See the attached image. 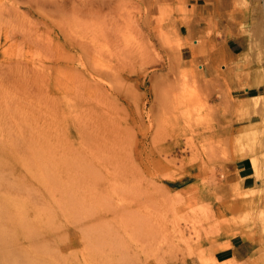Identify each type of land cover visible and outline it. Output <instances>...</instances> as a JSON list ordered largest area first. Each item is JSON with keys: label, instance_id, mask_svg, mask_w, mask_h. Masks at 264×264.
<instances>
[{"label": "rangeland", "instance_id": "374dc122", "mask_svg": "<svg viewBox=\"0 0 264 264\" xmlns=\"http://www.w3.org/2000/svg\"><path fill=\"white\" fill-rule=\"evenodd\" d=\"M60 1L0 0V145L74 165L60 172L69 196L47 195L19 163L1 170L5 183L26 181L2 195L50 209L60 228H34L39 248L20 240L29 262L214 264L235 234L264 242V0ZM205 1L247 37L242 76L256 89L245 100L181 60L188 8ZM244 151L261 163L247 190L235 169ZM70 199L86 213L66 216ZM98 223L107 234L90 231Z\"/></svg>", "mask_w": 264, "mask_h": 264}, {"label": "crops", "instance_id": "0c3cea01", "mask_svg": "<svg viewBox=\"0 0 264 264\" xmlns=\"http://www.w3.org/2000/svg\"><path fill=\"white\" fill-rule=\"evenodd\" d=\"M216 1L191 3L190 27L181 31L184 41L181 51V60L185 66L195 64L197 74L205 80H214L223 84V78L230 80L231 87L243 90L238 94L239 100L247 99L248 92L256 89L255 86H245L247 76L242 73L251 72V66L244 64L247 53V37L234 32L232 26L218 20L217 10L220 9ZM211 29V33H209ZM233 31L232 35L228 32ZM241 62H243L241 64ZM249 77V76H248ZM235 169L242 189L253 188L255 180L252 177V168L249 160L239 159ZM257 233L258 230H253ZM260 236L244 237L235 234L224 240L216 249L213 257L214 264H264V242Z\"/></svg>", "mask_w": 264, "mask_h": 264}, {"label": "bare ground", "instance_id": "6f19581e", "mask_svg": "<svg viewBox=\"0 0 264 264\" xmlns=\"http://www.w3.org/2000/svg\"><path fill=\"white\" fill-rule=\"evenodd\" d=\"M7 1V0H5ZM60 1V0H59ZM85 1V0H84ZM90 1V0H89ZM102 1L101 8H104V6L109 5L111 0H100ZM99 1V2H100ZM120 1V0H119ZM12 2V1H11ZM61 2V1H60ZM59 2V3H60ZM64 2V1H63ZM83 2V1H82ZM93 2V0H92ZM118 2V1H117ZM17 3V2H16ZM28 3V2H27ZM37 3V2H36ZM42 3V2H41ZM84 3V2H83ZM94 3V2H93ZM98 3V2H97ZM112 3V2H111ZM14 4V3H13ZM79 4V3H78ZM49 4H47L48 6ZM56 5V4H55ZM61 5V4H60ZM80 5V4H79ZM97 5V4H96ZM40 6V5H39ZM43 6V4H42ZM42 6H40L42 8ZM50 6V5H49ZM53 6V5H51ZM94 7V4L91 5ZM13 7V6H12ZM46 7V5H45ZM59 7V5H58ZM75 7V6H74ZM83 7V6H82ZM98 8V5L96 6ZM109 7V6H108ZM60 8V7H59ZM92 8V7H91ZM17 9V8H16ZM76 9V7H75ZM85 9V8H84ZM88 9V7H87ZM86 9V10H87ZM80 10V9H79ZM83 10V9H82ZM84 10V11H86ZM103 10V9H102ZM90 11V9H89ZM75 12V11H74ZM82 11H80L81 13ZM101 12V11H99ZM119 12V11H118ZM7 13V12H6ZM74 14V13H73ZM85 14V13H84ZM91 14V13H90ZM102 14V13H101ZM77 15V14H76ZM88 16V15H87ZM83 17V16H82ZM85 18V17H84ZM93 19V18H92ZM91 19V20H92ZM86 20V19H85ZM76 21V20H75ZM81 24V23H80ZM78 25V24H77ZM90 25V24H89ZM96 25V24H95ZM94 25V26H95ZM8 34V33H7ZM84 35V34H83ZM83 43V42H82ZM77 45V44H76ZM78 47V46H76ZM81 47V46H80ZM80 60V59H79ZM91 63V62H90ZM253 99H257V96L252 97ZM25 117V116H24ZM27 119V118H26ZM28 120V119H27ZM31 129V128H30ZM32 130V129H31ZM7 131V130H6ZM34 131V130H33ZM35 132V131H34ZM42 132V131H40ZM36 134V133H35ZM32 135V134H31ZM37 135V134H36ZM33 137V136H32ZM37 137V136H36ZM36 140V139H35ZM38 140V139H37ZM6 142V141H5ZM28 142V141H26ZM40 142V141H39ZM3 143V142H2ZM93 143V142H92ZM97 143V142H96ZM18 144V142H17ZM44 144V143H43ZM95 144V143H94ZM106 144V143H105ZM14 145V144H13ZM26 145V144H25ZM24 145V146H25ZM31 145V144H30ZM15 146V145H14ZM19 146V145H17ZM20 147V146H19ZM5 148V147H4ZM3 146L0 145V188L1 186L6 187L11 192L16 193L17 189H21L22 186L25 185V177L23 178H17L12 184L5 183L4 176L1 174V170L8 166L10 163H19L22 165L28 172L31 177H33L38 183L43 185L46 188L47 195L51 196L53 191L55 189L62 190V192L66 195H68L69 191L66 187H61L59 184L60 182V172H62L64 169H68L70 166H74L72 163H60V164H50L49 159L47 155L39 151V149H36L32 152H30L25 157H19L14 153H10V151L4 149ZM39 148V147H38ZM45 148V147H44ZM12 149V148H11ZM23 149V148H18ZM26 149V148H25ZM49 149V148H48ZM29 150V148H28ZM52 150V149H51ZM110 150V149H108ZM107 150V151H108ZM252 150V149H251ZM24 151V150H23ZM46 152V151H45ZM48 152V151H47ZM46 152V153H47ZM54 152V151H53ZM27 153V152H26ZM93 153V152H92ZM95 153V152H94ZM93 153V154H94ZM52 154V153H51ZM22 155V154H21ZM20 155V156H21ZM25 155V152L24 154ZM100 156V155H98ZM57 157V156H56ZM242 157H246L250 160L251 168L253 169V175L259 176L261 173V163L257 156L254 155L252 151H244L242 153ZM73 158V157H72ZM75 158V157H74ZM97 158V157H96ZM83 159V158H82ZM112 159V158H111ZM62 160V159H60ZM76 160V159H75ZM55 161V160H54ZM53 161V162H54ZM59 161V159H58ZM78 161V160H77ZM80 161V159H79ZM65 162V161H64ZM78 163V162H77ZM84 162L82 161V164ZM109 163V162H108ZM10 164V165H11ZM85 164V163H84ZM111 164V163H110ZM90 166L93 167L91 164ZM89 166V168H90ZM11 167V166H10ZM76 167H78L76 165ZM88 168V167H87ZM9 169V168H8ZM84 169V168H83ZM94 169V168H93ZM77 170V169H76ZM5 171V170H4ZM68 171V170H67ZM89 171H93L92 169ZM96 171V170H95ZM66 172V171H65ZM75 172V171H73ZM98 172V171H97ZM97 172H90L88 173V177L90 179H98L97 178ZM62 174V173H61ZM75 174V173H74ZM79 174V172H78ZM101 174V173H100ZM99 174V175H100ZM67 175H69L67 173ZM73 175V174H72ZM65 176V175H64ZM76 177V176H75ZM78 178V177H76ZM7 179V178H6ZM15 179V178H14ZM63 179H66L65 177ZM62 179V180H63ZM70 179V178H69ZM68 179V180H69ZM87 179V177H86ZM101 179V178H100ZM88 180V179H87ZM103 180V179H101ZM7 181V180H6ZM28 181V180H27ZM66 181V180H65ZM9 182V181H8ZM12 181L10 180V183ZM91 184V183H90ZM60 185V186H59ZM64 185V184H63ZM89 185V184H88ZM94 185V184H92ZM23 188V187H22ZM29 189V188H28ZM34 189V188H32ZM76 189V188H75ZM24 190V189H22ZM27 190V189H26ZM21 191V190H20ZM25 191V190H24ZM22 191V193L24 192ZM3 192V190L1 191ZM9 192V191H8ZM7 192V193H8ZM4 193V192H3ZM2 195L0 193V264H31L29 262L30 258V250L25 246H19L20 240H29L33 247H40L38 246L39 242H37V238L39 236V232L36 234L32 233L34 228H46L48 230H53V228H58V224L56 221L55 213L52 212L50 209L47 208H39L35 206L31 201L26 200H19L13 196H11L12 193H8L9 195ZM20 193V194H22ZM18 194V193H17ZM26 194H30L26 193ZM36 194V193H35ZM32 192V195H35ZM15 195V194H13ZM24 195V196H23ZM23 197H25V194L23 193ZM63 195V194H62ZM27 196V195H26ZM55 196V195H54ZM69 196V195H68ZM82 196V195H81ZM95 196V194H94ZM21 197V196H20ZM30 197V195H29ZM37 197V195H36ZM44 197V196H43ZM28 198V197H27ZM32 198V197H31ZM104 198V197H103ZM37 199V198H36ZM94 199V198H93ZM92 199V200H93ZM100 199V198H99ZM102 199V198H101ZM62 200V199H61ZM105 200V198H104ZM102 200L100 206H106V202H103ZM88 202V201H87ZM93 202V201H91ZM99 202V201H98ZM83 203V202H82ZM51 204V203H50ZM60 205V204H59ZM54 206V205H53ZM52 207V206H51ZM72 199L69 200V203L65 205L64 214L66 216L70 217L71 219L75 216L80 217L86 213L85 211H82V208H78ZM87 207V206H86ZM89 207V206H88ZM93 207V206H92ZM55 209V207H54ZM107 209V207H106ZM112 209V208H111ZM92 210V209H91ZM80 211V212H79ZM88 212V211H87ZM96 212V211H95ZM94 212V213H95ZM99 213V212H97ZM96 213V214H97ZM119 213V212H118ZM90 214V213H89ZM93 215V214H92ZM89 216V215H88ZM78 219V218H77ZM83 219V217H82ZM81 219H79L80 222ZM86 220V219H85ZM71 222V221H70ZM60 223V222H59ZM61 226V225H60ZM83 226V225H82ZM62 228V227H61ZM60 230V228H58ZM57 229V230H58ZM95 236L99 237L102 234H107L108 228L102 224H96L95 227H93L90 230ZM89 231V232H90ZM36 232V231H35ZM58 232V231H57ZM58 234V233H57ZM60 234V233H59ZM58 236V235H56ZM103 237V236H102ZM94 239V238H93ZM93 242V241H92ZM42 247V246H41ZM32 252V251H31ZM41 253H43L42 249L40 250ZM33 253V252H32ZM44 254V253H43ZM39 257V256H38Z\"/></svg>", "mask_w": 264, "mask_h": 264}]
</instances>
